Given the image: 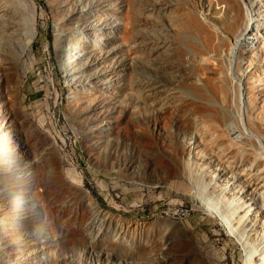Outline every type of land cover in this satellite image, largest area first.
<instances>
[{
  "label": "rangeland",
  "instance_id": "374dc122",
  "mask_svg": "<svg viewBox=\"0 0 264 264\" xmlns=\"http://www.w3.org/2000/svg\"><path fill=\"white\" fill-rule=\"evenodd\" d=\"M263 146L264 0H0V209L30 194L43 242L16 243L21 259L263 257L220 221L260 208L264 183L241 194Z\"/></svg>",
  "mask_w": 264,
  "mask_h": 264
},
{
  "label": "bare ground",
  "instance_id": "6f19581e",
  "mask_svg": "<svg viewBox=\"0 0 264 264\" xmlns=\"http://www.w3.org/2000/svg\"><path fill=\"white\" fill-rule=\"evenodd\" d=\"M241 120H242V118H241ZM149 128H148V122L145 123V127L143 129L145 134H143V137L145 138L144 139V146L147 148H149V146L151 144V139H150L151 138L150 137L151 132H149ZM247 160L252 162V165H253V166H250V168H251L250 178L251 179L249 181L250 182V184L248 185L249 187H247V189H245V191H243L241 195H244V198L247 197V199H252L251 193L255 192L254 189H256L259 185L264 183V177H261V175L259 173L261 171H264V146L262 148V156L258 157V160L256 159V157H254V158L249 157V158H247ZM10 191H12V190H10ZM262 193H263V196H262L260 208L254 214L253 218L251 217L250 220H248L247 222L246 221L242 222L240 219H238L236 217H233V220L229 221L227 219L228 211H226V209L224 210L225 211L224 214L223 213L220 214V221L223 224V226L225 227V229L228 231L229 235L234 237L235 239L237 238L238 241H240L242 244L247 243V246L249 245L248 244L249 241L251 243H253V242L259 240L260 237H263L262 239H264V192H262ZM29 195L30 194H26L25 198H22V197L21 198L20 197L15 198V196H12V195L10 197L7 196V198L10 199V201H8V203H7L8 208L5 210L0 209V220L2 219L3 222H5V223H3L0 221V264H10V263L11 264H32V263H30V260L34 264H50V262H51L50 260H51L52 253L50 255V252H48L46 250H42L41 252H39L37 250L33 251L32 253L29 252V254H27V256H26L27 258H24V259H21L20 256H18V254H17L18 244H16V243H18V242L23 243L24 241H28L29 245H30V247H28V248H30V249L36 248L38 246L39 242H41V244H43V242L39 238L38 234L36 233L34 226L31 225L32 221H30L28 219L29 217H31L29 213L32 210L36 211L35 207L37 206V204H33V202L31 201V198H29ZM85 195L87 197V204L88 203L93 204L95 206L93 208L95 210L97 209V211H98L99 210L98 205L91 200L92 198L88 195L87 192H85ZM239 199H240V197L238 198V201H239ZM252 200H254V199H252ZM203 206H205V208H207V210L212 211V209L210 208V206L208 204H204ZM249 208H251L250 205H249ZM20 210H24V212H27L28 216L26 218H24V216H21V214H19ZM7 223L9 225H11V228H12L11 230H13V231H11L13 234L12 235V242L9 238H6V234H5L6 231H5L4 225ZM129 224H132V223L129 222ZM142 225H143V223H142ZM138 226H139V224H138ZM138 226H136V227L138 228ZM245 227H249V229L246 230ZM65 231L67 233H71L70 230L65 229ZM68 246H69V241L68 240L63 241V245L61 244L59 247H56V250L61 251V250L71 249V247H68ZM248 247H250V246H248ZM179 249H180L179 252H181L182 254H185L186 257L191 258V256H192V257H194V258L198 259L199 261L204 262L206 264H221L222 259L224 258L223 255L217 250H215L213 252V254L210 258L206 257L196 247L192 246L190 244V242H186ZM249 249L250 248H248V250ZM87 250L89 251L88 254L90 256L96 257V262H100V259H99L100 254L105 253L103 249H98L97 247H88ZM251 250H253V249H251ZM250 251H249V253L247 252V254H246V264H264V256L262 257V255H255L256 253L258 254L257 251L255 254H253L255 250L251 251V253H250ZM117 255L118 254H114V256H113L114 263H112V264H116V263L119 264L120 263ZM54 258L56 259L55 256H54ZM64 259L65 258L61 257V261ZM164 259H165V257L162 256V254H161V257H159L158 260H161V264H167L168 260H164ZM58 260L60 261V259H58ZM191 260H189V261H191ZM128 261L126 260L123 262H124V264H130L131 261L130 262H128ZM193 261H195V260H193ZM56 262H57V260H56ZM52 264H54V263H52ZM89 264H92V263H89ZM132 264H134V263H132Z\"/></svg>",
  "mask_w": 264,
  "mask_h": 264
}]
</instances>
